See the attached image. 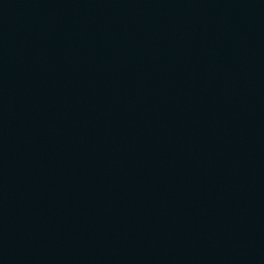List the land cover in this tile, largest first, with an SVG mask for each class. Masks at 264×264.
<instances>
[{
    "label": "water",
    "instance_id": "1",
    "mask_svg": "<svg viewBox=\"0 0 264 264\" xmlns=\"http://www.w3.org/2000/svg\"><path fill=\"white\" fill-rule=\"evenodd\" d=\"M0 264H264V0H0Z\"/></svg>",
    "mask_w": 264,
    "mask_h": 264
}]
</instances>
